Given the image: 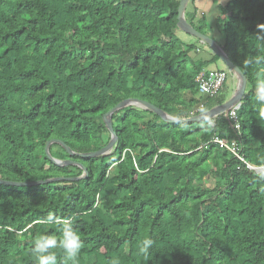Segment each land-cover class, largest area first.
Returning <instances> with one entry per match:
<instances>
[{"label":"trees","instance_id":"obj_1","mask_svg":"<svg viewBox=\"0 0 264 264\" xmlns=\"http://www.w3.org/2000/svg\"><path fill=\"white\" fill-rule=\"evenodd\" d=\"M178 1L0 0V179L81 175L46 157L51 139L75 153L51 143V157L87 170L74 181L0 184V264H36L34 241L61 235L45 222L49 213L73 218L79 264H264V121L254 109L256 66H242L264 53L256 40L264 0H229L215 20L218 44L246 78L235 119L219 114L210 131L125 106L111 114L112 151L77 155L107 143L102 115L123 99L176 118L227 99L230 72L215 97L199 94L200 72L228 69L214 53L192 60L196 45L177 35ZM186 20L205 33L203 18ZM215 138L262 169H249ZM149 237L145 258L138 247ZM52 251L60 264L61 249Z\"/></svg>","mask_w":264,"mask_h":264},{"label":"water","instance_id":"obj_2","mask_svg":"<svg viewBox=\"0 0 264 264\" xmlns=\"http://www.w3.org/2000/svg\"><path fill=\"white\" fill-rule=\"evenodd\" d=\"M188 1L189 0H179L178 1V5H177V9H176V12H177L176 24H175L176 29L187 34V35H189V36H191V37H193V38H195V39H197L199 42L206 44L210 48L212 53L217 55L218 59L222 62V64L228 69V71L234 77L235 88H234L233 92L230 94V96L223 103L210 108L211 114L215 117L219 114H227L231 109L237 108L239 106L240 101L244 95L246 78H245L244 74L242 73V71L229 60L228 56L226 55V53L224 52V50L222 49L220 44H218V42H216L212 37H209L206 34L200 33L199 31L194 29L185 20L184 12H185L186 5H187ZM125 106H133V107H136V108H139L142 110L151 111V112L155 113L156 115H158L162 120H164L166 122H178V123L199 122V120L197 119L199 114L192 115L189 117H184V118H176V117H172V116L166 114L165 112H163L159 108H157L154 105L150 104L149 102L143 101L141 99H137V98L123 99L122 101L118 102L116 105L111 107L108 111H106L102 115V121H103L106 129L108 130V132L110 134L107 143L98 150L90 151V152L77 153V155L79 157H92L93 158V157L109 154L112 151L117 137H116V134L114 133V131L112 129L111 119H110L111 114L114 111H116L122 107H125ZM51 143L60 144L62 147H64L66 152L70 155L75 154L66 145H64L60 140L51 139V140H48L44 146V153H45L46 157L58 166H65V165H71V164L79 166L82 170L81 175H79L77 177L59 176V177H52V178H47L44 180H35V181H13V180L0 179V184L1 185H7V186H16V187L36 186L39 184H45V183H49V182L57 181V180L74 181V180L85 178L87 176V170L84 166H82L78 163L72 162L70 160H59V159H55V158L51 157L49 152H48V147ZM261 169H262V167H257V168H255V171L258 172Z\"/></svg>","mask_w":264,"mask_h":264},{"label":"clouds","instance_id":"obj_3","mask_svg":"<svg viewBox=\"0 0 264 264\" xmlns=\"http://www.w3.org/2000/svg\"><path fill=\"white\" fill-rule=\"evenodd\" d=\"M258 27L264 29V25H258ZM256 40L260 47H264V36L257 35ZM242 66L244 69L256 66L254 109L259 119L264 121V53L243 59ZM197 112L199 114L197 119L201 126L210 131L213 130L216 117L211 114L210 108L207 105H200ZM259 178L264 180V173ZM45 222L55 224L57 231L61 235L58 239L56 234H45L34 241L32 252L35 256L36 264H58L57 255L52 251L56 248L61 249L63 253V259L60 264H79L83 241L78 228L74 225L73 218L67 217L61 219L53 213H49ZM154 243L151 237L145 238L138 247V254L147 258Z\"/></svg>","mask_w":264,"mask_h":264},{"label":"crops","instance_id":"obj_4","mask_svg":"<svg viewBox=\"0 0 264 264\" xmlns=\"http://www.w3.org/2000/svg\"><path fill=\"white\" fill-rule=\"evenodd\" d=\"M229 0H191V2L189 1L186 5V9H185V20L188 19L189 21H192L193 23L197 22L199 19L203 18L205 21V33L208 35L209 37L214 38V40L217 42L222 40V37L219 35L218 31L215 28V20L216 18L219 16V9L222 6H225L228 3ZM187 21V20H186ZM188 22V21H187ZM183 34L181 31L178 30L177 35L183 39L184 41H186L187 43H192L193 41H191L189 39L190 36H186V35H181ZM211 35V36H210ZM198 41V40H196ZM199 42V41H198ZM194 45H196V42H193ZM201 42H199L200 44ZM197 49L196 52H191L190 56L192 58L193 61H202V60H207L209 59L212 51L210 50V48L206 45H196ZM198 59L195 60V57H198ZM211 67H217L216 64H212L209 65L208 68ZM229 71H226V74ZM228 76V75H227ZM228 89H227V93L233 91L232 89V83L231 80H228ZM230 93V94H231Z\"/></svg>","mask_w":264,"mask_h":264},{"label":"built area","instance_id":"obj_5","mask_svg":"<svg viewBox=\"0 0 264 264\" xmlns=\"http://www.w3.org/2000/svg\"><path fill=\"white\" fill-rule=\"evenodd\" d=\"M226 78V72L224 71H216V70H207L205 72H200L196 77L195 81L197 83L198 92L200 95L206 96L208 98L215 97L222 88L223 82ZM201 104H199L200 106ZM238 108V107H237ZM237 108L231 109L228 113L230 116L235 119L234 110ZM237 128V124L234 125ZM214 143H217L220 148H224L227 151L231 152L235 155L240 161L245 163L249 169H254L256 167L250 166L246 163L241 156H239L236 152V148L234 145H227L223 141L219 139H213Z\"/></svg>","mask_w":264,"mask_h":264},{"label":"rangeland","instance_id":"obj_6","mask_svg":"<svg viewBox=\"0 0 264 264\" xmlns=\"http://www.w3.org/2000/svg\"><path fill=\"white\" fill-rule=\"evenodd\" d=\"M204 31H205V29H204ZM181 35H183V34H181ZM220 35V34H219ZM221 36V35H220ZM189 39L191 40V41H193V42H196V45H203V43H200L199 44V42L198 41H196L197 39H195V38H193V37H189ZM192 42V43H193ZM199 58V56L198 57H195V60L196 59H198ZM229 79L231 80V83H232V89L234 90V88H235V79H234V77L231 75V76H229ZM233 92V91H232ZM230 93L231 92H228L227 93V98L230 96ZM182 96L184 97V98H188V96H187V94L186 93H183L182 94ZM192 116V115H191Z\"/></svg>","mask_w":264,"mask_h":264}]
</instances>
